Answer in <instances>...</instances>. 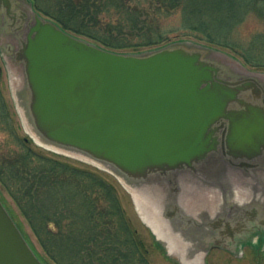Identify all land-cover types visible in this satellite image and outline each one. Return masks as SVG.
<instances>
[{
  "label": "water",
  "instance_id": "obj_1",
  "mask_svg": "<svg viewBox=\"0 0 264 264\" xmlns=\"http://www.w3.org/2000/svg\"><path fill=\"white\" fill-rule=\"evenodd\" d=\"M0 51L30 133L133 191L220 147L241 164L264 160V77L219 61L217 48L178 40L117 52L62 29L31 0H0ZM0 264H43L1 200Z\"/></svg>",
  "mask_w": 264,
  "mask_h": 264
},
{
  "label": "trees",
  "instance_id": "obj_2",
  "mask_svg": "<svg viewBox=\"0 0 264 264\" xmlns=\"http://www.w3.org/2000/svg\"><path fill=\"white\" fill-rule=\"evenodd\" d=\"M31 1L62 29L109 50L140 52L192 39L228 48L246 67L264 70V0ZM176 14L178 23L168 24ZM249 15L261 27L242 41L236 34ZM0 133V184L43 255L8 211L43 264H151L114 185L32 148L17 132L1 84Z\"/></svg>",
  "mask_w": 264,
  "mask_h": 264
},
{
  "label": "flooded vegetation",
  "instance_id": "obj_3",
  "mask_svg": "<svg viewBox=\"0 0 264 264\" xmlns=\"http://www.w3.org/2000/svg\"><path fill=\"white\" fill-rule=\"evenodd\" d=\"M240 162L220 147L193 169L155 176L141 186L147 209L160 222L161 236L148 225L150 234L165 255L172 244L180 264L205 262L212 251L238 260L246 247L250 263L262 262L264 160L256 166Z\"/></svg>",
  "mask_w": 264,
  "mask_h": 264
},
{
  "label": "rangeland",
  "instance_id": "obj_4",
  "mask_svg": "<svg viewBox=\"0 0 264 264\" xmlns=\"http://www.w3.org/2000/svg\"><path fill=\"white\" fill-rule=\"evenodd\" d=\"M179 21V15L176 14L173 17H171L167 23L168 24H177ZM261 27L259 21L253 16L249 15L248 19L244 22L242 27L239 29V32H237L236 37L239 39H242V41H246V39L249 37V35L259 29ZM187 40V39H186ZM177 41V40H175ZM189 42H194V43H199V44H205L206 42L204 41H195V40H187ZM174 42V41H172ZM218 50L222 51L223 54H219L217 56L218 60L224 63H227L231 65L232 67H235L239 70H244L239 63V58L236 57L235 53L231 51L228 48L224 47H217ZM226 54L232 55L236 60L230 59ZM4 53L0 52V84L2 88L3 95L9 105L10 112L13 118V121L15 122V125L17 127V132L21 137H29L28 134V127L26 124L23 123L21 115L18 113L15 102L12 98L11 94V89H10V77L13 76L12 72V63L11 61L7 58H4ZM264 71V70H261ZM10 74V75H9ZM264 77V73L262 72V75ZM3 134L0 133V139L2 138ZM29 145L34 148L36 151L47 155L49 157H53L62 161H66L72 165L81 167V168H86L92 171H95L101 175H103L109 182H111L118 194V197L120 199V202L124 208L125 215L128 218L132 228L135 230L136 238L141 241L143 248L146 249L147 252V259L151 264H175L179 263L177 259V255L173 252L170 251L171 249L169 246L166 248L167 250V255H165L164 252L165 249H162L157 246V244L154 241L153 236H151L148 224L143 220L141 217L138 207L133 195V190L126 185L125 182H120L118 181L115 177H113L110 174H107L106 172H103L97 168H95L93 165L85 163L83 161L77 160L72 157H67L61 154H56L52 152L49 149H46L44 146H41L37 143L34 142V140H29ZM0 197L2 200V203L5 205L7 209L11 213H13L18 220V222L21 225V228L29 238L30 242L34 246V248L37 250V252L40 255H43L41 248L36 241L35 237L33 236L27 222L25 219L21 216L19 209L17 208L16 204L12 200V198L9 196V194L6 192V190L2 187L0 184ZM249 251L248 248L244 247L243 248V256L238 257L236 260L233 257H230L228 254H222L219 251H212L206 258V261H202L201 263L197 264H264V259H262V262L257 263L253 262L250 263L248 260H250L249 256ZM238 256L240 255V251L237 254ZM49 264H52L49 262ZM180 264V263H179Z\"/></svg>",
  "mask_w": 264,
  "mask_h": 264
},
{
  "label": "bare ground",
  "instance_id": "obj_5",
  "mask_svg": "<svg viewBox=\"0 0 264 264\" xmlns=\"http://www.w3.org/2000/svg\"><path fill=\"white\" fill-rule=\"evenodd\" d=\"M34 137H36L34 135ZM37 139V138H36ZM133 195L138 207V211L143 218V220L153 229V231L160 237L161 236V228H160V222L157 220V217L154 215V213L151 210L147 209V199L144 198L141 193H138V191H133ZM172 244L169 245V248L172 249Z\"/></svg>",
  "mask_w": 264,
  "mask_h": 264
}]
</instances>
